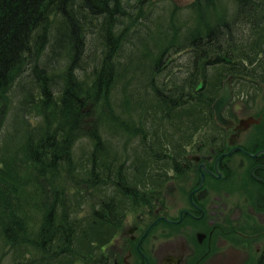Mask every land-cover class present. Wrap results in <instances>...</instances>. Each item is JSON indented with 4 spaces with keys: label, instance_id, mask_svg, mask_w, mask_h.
<instances>
[{
    "label": "trees",
    "instance_id": "16d2710c",
    "mask_svg": "<svg viewBox=\"0 0 264 264\" xmlns=\"http://www.w3.org/2000/svg\"><path fill=\"white\" fill-rule=\"evenodd\" d=\"M228 73L251 79L264 123V0H0V264L80 262L117 226L86 196L108 225L87 238L73 190L113 188L116 212L182 173L184 148L223 130L211 103Z\"/></svg>",
    "mask_w": 264,
    "mask_h": 264
},
{
    "label": "flooded vegetation",
    "instance_id": "af4514ba",
    "mask_svg": "<svg viewBox=\"0 0 264 264\" xmlns=\"http://www.w3.org/2000/svg\"><path fill=\"white\" fill-rule=\"evenodd\" d=\"M246 81V94L235 102L230 80L231 97L223 110L230 124L184 148L182 173L171 170L162 186L144 189L142 203L126 196L116 212L111 208L123 195L116 202L106 194L102 203L117 228L83 251L82 264H252L262 257L264 123L261 113L249 112L256 97L250 87L257 90ZM243 110L248 113L241 116ZM234 167L252 186L244 192L234 187Z\"/></svg>",
    "mask_w": 264,
    "mask_h": 264
},
{
    "label": "rangeland",
    "instance_id": "374dc122",
    "mask_svg": "<svg viewBox=\"0 0 264 264\" xmlns=\"http://www.w3.org/2000/svg\"><path fill=\"white\" fill-rule=\"evenodd\" d=\"M190 1L191 0H155V7H162V6L168 7V6L173 5V4L174 5H177V6H184L185 4L189 3ZM144 2H146V1H144ZM144 8L146 10V6L145 5H144ZM184 62H186V64H184V66H188V57H187V54H184V56H181V55L177 56L172 61V63L168 66V68L170 70L171 69L178 70L180 68V66H177V65L178 64H182ZM222 67H223L222 65H219L217 67L209 68L208 69V71H209V77L208 78L211 80L213 78L214 74H215V71L216 70L217 71L220 70ZM228 75H230V80H231V86H232V93H233V96H234L233 97L234 98V101L235 102L237 100L239 101V99L243 98L244 97V94H246L245 92L248 90V88L246 87V85H248V84L244 83L245 80H244L243 77L233 78V77H231V74L228 73L227 75L224 74V76L222 77V79H221V86H222L223 80ZM202 86H203V80H202ZM221 86L219 88V91L221 89ZM263 87H264V85H263ZM244 88H246V91H245ZM230 89H231V87H230ZM250 89H251L252 92H254V94L256 95V97H255V106L252 105V109H250L249 112L252 111L250 114H253L254 115V111H256L255 114H259V113H261V111L258 108H259V106H262L263 105V101L260 99V94H259L260 92L259 91L255 92L253 90V87H250ZM249 93H250V91H249ZM246 113H248V111H244L243 110V111H241L240 115L241 116H244V114H246ZM87 117H89V116L87 115L85 119H87ZM204 125H205V127H209V125H207V124H200L201 127L204 126ZM78 147H79V149H78L79 155L80 154L84 155L85 149L87 150L89 148V145H88L87 140L86 139H80V140H78L77 143L75 144V148H78ZM235 157H237V156L236 155L235 156H232V159L234 160ZM82 161H84L83 158H82ZM85 167L86 166H84V168ZM234 174H235V178H236V180L234 181V187L236 189H238V188H239V190L240 189H243V192H244V191H246V188L247 187H252L249 184L248 179L243 175L242 169L240 167H234ZM243 183L245 184V188H244ZM81 188H82V185H78V187H76L75 190H73V194L74 195L72 196V200H73V203L75 205H77L78 207L81 208L79 210V212H78V218H80V219L82 217H85L86 218L85 220H80V223H82L83 226L88 227V228H86L87 229L86 230V233H88L87 238L92 234L94 237H91V238H95L96 239L95 234L98 233V230L100 229L101 226L103 227V230L100 231V234L102 233V235L104 236V232L106 231L108 225L106 223H103V222L99 221V220L98 221L97 220L92 221V219H91L92 216L88 212L91 206L86 205L87 203H89L90 199H89V197L86 198V196L92 197V195H93V199L94 198H97V202L95 204V207L99 210V212L101 213V215H103L104 217H107L108 218L109 211L107 210V208L105 207V205H103L102 199L105 198V196H107L106 194H111L112 192H114V190H113V188H110L109 187V188H105L103 190L97 188L94 191H90V190H92L90 188L89 189V193L91 195L88 192L86 193V195H84V190H82L81 192L79 191L80 194H78V190H80ZM119 197H120V195H114L113 198L117 202V201L120 200ZM87 208H88V210H87ZM236 212L237 211H235V213ZM252 212L254 214H256V212H254V211H252ZM260 212H261L260 219H263L264 212L263 211H260ZM253 213H249V214L250 215H254ZM97 215L101 216L100 214H97ZM129 220H131L130 217L127 218L126 222H128ZM91 221H92V223H91ZM94 225H99V226H97V228L95 230H92V227ZM76 236L77 237H80L82 239V241H83V237L80 234V232ZM99 236H101V235H99ZM95 239L93 241H95ZM84 242H85V245H86L85 246V249H87V244H90V243L88 241H86V240H84ZM92 244H93V242H92ZM85 249H83V250H85ZM21 254H22V255H20L21 257H24L25 258L27 256V255H24L23 253H21ZM7 259L8 258H5L4 261H6ZM75 264H82V262H76Z\"/></svg>",
    "mask_w": 264,
    "mask_h": 264
},
{
    "label": "water",
    "instance_id": "95a60500",
    "mask_svg": "<svg viewBox=\"0 0 264 264\" xmlns=\"http://www.w3.org/2000/svg\"><path fill=\"white\" fill-rule=\"evenodd\" d=\"M212 56L211 58H213ZM202 86V79L199 80L195 89H199ZM231 97V89H230V75H228L222 82L221 89L217 96L213 99L211 103V108L213 110L214 118L218 124L221 126L227 127L230 122L223 114V110L226 105L229 103ZM203 165V164H201Z\"/></svg>",
    "mask_w": 264,
    "mask_h": 264
}]
</instances>
